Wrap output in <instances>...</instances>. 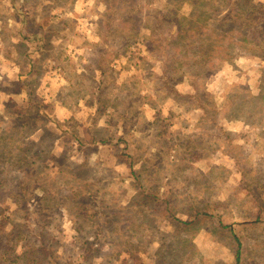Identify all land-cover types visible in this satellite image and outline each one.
<instances>
[{
    "label": "rangeland",
    "instance_id": "374dc122",
    "mask_svg": "<svg viewBox=\"0 0 264 264\" xmlns=\"http://www.w3.org/2000/svg\"><path fill=\"white\" fill-rule=\"evenodd\" d=\"M17 2L0 264H264V0Z\"/></svg>",
    "mask_w": 264,
    "mask_h": 264
},
{
    "label": "crops",
    "instance_id": "0c3cea01",
    "mask_svg": "<svg viewBox=\"0 0 264 264\" xmlns=\"http://www.w3.org/2000/svg\"><path fill=\"white\" fill-rule=\"evenodd\" d=\"M17 1H20L21 3H24L26 5H29V3L22 2V1H26V0H16V2L14 0H0L1 4H4V6L8 7L6 16H4V17L2 16V18H4L6 21L7 20L12 21V19L14 18L13 15H14V12H16L15 7L19 6V5H17V3H18ZM27 7H25V9H27ZM22 9H24V8H22ZM21 15H24V13H22ZM19 16H20V13H19ZM26 53H30V50L25 52V54ZM29 57H30L29 54L25 56L26 59H28ZM11 59L12 58H9V63H10ZM28 64L26 63V65H28ZM10 65L12 66V70H13V78L11 77L10 81L22 83V84H20L21 87H20L19 92L15 93L16 96L18 97L21 94V92H26V86L24 85L25 84L24 82L26 81L25 79L28 78V75L19 71L20 69L23 70V65L19 66L18 64H13V63H10ZM16 66H18L20 68H17ZM28 66L31 67V64H29ZM14 67H16V68H14ZM30 69L31 68H29V71H30ZM12 79H14V80H12ZM20 80H22L23 82H20ZM24 95H26V94L24 93Z\"/></svg>",
    "mask_w": 264,
    "mask_h": 264
},
{
    "label": "trees",
    "instance_id": "16d2710c",
    "mask_svg": "<svg viewBox=\"0 0 264 264\" xmlns=\"http://www.w3.org/2000/svg\"><path fill=\"white\" fill-rule=\"evenodd\" d=\"M190 29H192V28H190ZM239 255V254H238Z\"/></svg>",
    "mask_w": 264,
    "mask_h": 264
}]
</instances>
